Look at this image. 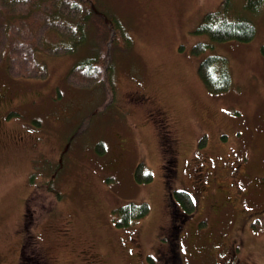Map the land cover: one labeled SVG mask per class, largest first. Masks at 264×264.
I'll return each mask as SVG.
<instances>
[{
  "label": "rangeland",
  "instance_id": "1",
  "mask_svg": "<svg viewBox=\"0 0 264 264\" xmlns=\"http://www.w3.org/2000/svg\"><path fill=\"white\" fill-rule=\"evenodd\" d=\"M223 1L86 0L77 43L61 6L16 20L0 3V264L26 239L41 264H264V6L229 0L246 41L197 33ZM88 54L101 75L77 85ZM212 54L231 76L218 92L197 72ZM129 202L148 211L120 225Z\"/></svg>",
  "mask_w": 264,
  "mask_h": 264
},
{
  "label": "trees",
  "instance_id": "2",
  "mask_svg": "<svg viewBox=\"0 0 264 264\" xmlns=\"http://www.w3.org/2000/svg\"><path fill=\"white\" fill-rule=\"evenodd\" d=\"M48 1L53 3V6H49V8L54 7L49 14L54 9L61 6L65 10V15L63 14V10L61 12L62 24L67 25L68 20L66 18H70L72 22H75L76 26L75 34L71 35V37L74 41L76 40V43L83 40L87 29V18L91 16L92 13L90 8H87L85 11L82 8V5L86 0H34L32 2H30V0H0V3L4 4L11 10H9V13L12 14V19L15 18L18 20L19 18L25 19L23 15L30 16L32 12L41 13V11H39L40 5L42 3L48 4ZM57 2L58 5L56 6ZM228 4L229 0H224L217 10L205 14L195 31L197 33H204L212 40L216 41H246L250 39L255 31L254 25L247 20H230L227 18ZM244 6L249 11H257L264 6V0H246ZM4 18L6 17L4 16ZM205 48V44L197 43L193 47V52L199 53ZM227 62L226 57L219 54L208 55L199 62L197 72L202 82L210 91L218 92L228 88L231 76L228 72ZM101 64H103L101 57L88 54L75 63L74 67L68 74L69 78L77 85L94 83L101 75ZM142 166L143 165L140 162L135 167L134 178L137 181H147L150 179L149 174L141 173ZM173 192L174 200L185 211H190L194 208V202L189 192L179 190H174ZM117 211V214L119 215L117 223L120 225H128L144 216L147 213L148 208L146 202H140L138 204L129 202L119 207ZM27 218L28 217H26V219ZM28 223H30V221H28ZM24 245H26V242ZM24 245V251H22L21 256H24L25 259H21L20 257L21 260L19 264H28L29 259V264H41L38 259L40 257L35 253L36 251H29L26 254Z\"/></svg>",
  "mask_w": 264,
  "mask_h": 264
},
{
  "label": "flooded vegetation",
  "instance_id": "3",
  "mask_svg": "<svg viewBox=\"0 0 264 264\" xmlns=\"http://www.w3.org/2000/svg\"><path fill=\"white\" fill-rule=\"evenodd\" d=\"M170 197H171V199H173V200H174V198H173V193L170 195ZM173 227H175V226H173Z\"/></svg>",
  "mask_w": 264,
  "mask_h": 264
}]
</instances>
